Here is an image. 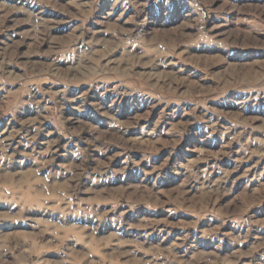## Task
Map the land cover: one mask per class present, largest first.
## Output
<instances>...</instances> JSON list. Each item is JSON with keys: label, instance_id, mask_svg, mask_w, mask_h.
Listing matches in <instances>:
<instances>
[{"label": "rangeland", "instance_id": "obj_1", "mask_svg": "<svg viewBox=\"0 0 264 264\" xmlns=\"http://www.w3.org/2000/svg\"><path fill=\"white\" fill-rule=\"evenodd\" d=\"M1 153L0 264H264V0H0Z\"/></svg>", "mask_w": 264, "mask_h": 264}, {"label": "crops", "instance_id": "obj_2", "mask_svg": "<svg viewBox=\"0 0 264 264\" xmlns=\"http://www.w3.org/2000/svg\"><path fill=\"white\" fill-rule=\"evenodd\" d=\"M2 154L3 153L0 154L1 157H4V156H2ZM44 176L45 177H42V178L40 176V178L46 180V182H47V180L49 179L50 175L45 172L44 173ZM96 185H94V187H96ZM42 187H41L42 188L41 190H43V191H41V190L40 191L41 192H44V190L47 189V192L45 191V194L48 193L49 198L51 196H53V194H51V187H52V192H56L57 198H59L61 200V201H59L57 198L54 197L53 198L54 200L50 201L51 204H54L56 206H59V204H65L66 206H70V205L72 206V204H74V203H72L73 195H71L68 192H65L64 190H60V192L57 193V189L59 190V188H58V186H56V184L50 185V184H46L45 183ZM80 205L81 204H78V207L75 209V218L76 219H74V221H79V224H86V225H88V223L90 221H93V220L96 221L97 220L96 218L98 217V215L96 213L90 211V209L88 208V206L85 207V204H83V206H84L83 209H82V207H80ZM64 215H66V212H58V218H57V220H65L66 217L64 218Z\"/></svg>", "mask_w": 264, "mask_h": 264}]
</instances>
